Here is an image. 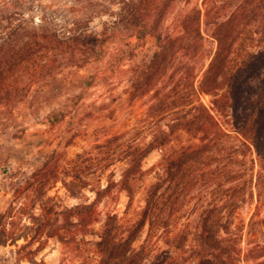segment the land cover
Listing matches in <instances>:
<instances>
[{
    "label": "trees",
    "instance_id": "obj_1",
    "mask_svg": "<svg viewBox=\"0 0 264 264\" xmlns=\"http://www.w3.org/2000/svg\"><path fill=\"white\" fill-rule=\"evenodd\" d=\"M191 1L120 0L111 23L131 29L136 41L152 36L155 44L131 68L124 91L128 102L149 97V136L125 130L73 158L49 153L0 212V245L21 239L18 250H28L32 264H45L32 254L50 237L90 243L95 264H264V239L252 235L260 225L264 237V215L246 224L245 249V224L236 220L247 202L255 201L256 212L264 203V0H200L165 24L176 2ZM25 34L23 41L16 27L0 36V92H9L18 71L42 65L41 34ZM94 35L76 28L59 45L88 53ZM156 148L159 159L142 169ZM149 170L153 180L131 212ZM57 183L62 193L49 194ZM119 191L128 197L123 214L101 215L98 203Z\"/></svg>",
    "mask_w": 264,
    "mask_h": 264
},
{
    "label": "rangeland",
    "instance_id": "obj_2",
    "mask_svg": "<svg viewBox=\"0 0 264 264\" xmlns=\"http://www.w3.org/2000/svg\"><path fill=\"white\" fill-rule=\"evenodd\" d=\"M119 3L120 0H0V36L17 27L24 34L23 41L25 33L34 32L41 34L42 44V49L37 51L42 55V65L18 71L9 92H0V212L11 201L14 186L41 166L52 151L63 152L66 159L73 158L77 152L101 142L107 134L125 130L131 136L148 138L144 119L149 97L128 102L124 91L131 68L146 60L155 44L152 36L136 41L131 29L111 23ZM199 3L200 0H192L187 5L176 2L165 24L171 22L179 10ZM76 28L96 34L92 36V51L82 54L75 47L59 45V40ZM212 47L213 43L206 40L205 48ZM226 118L223 116L220 120L227 127L223 122ZM160 154L157 148L150 151L141 162L142 169L150 168ZM247 158L249 160V156ZM120 168L118 163L113 165L115 178ZM155 170H149L141 187L138 186L131 212L143 203V187L153 180ZM62 191L57 183L49 194ZM85 194L92 198L91 192ZM127 200L126 193L119 191L113 198L101 200L97 210L101 215L108 211L122 215ZM76 201L66 199L67 203ZM255 212L252 200L242 206L236 217L245 224L241 239L243 249L248 246L249 238L246 224L250 218L264 215V203ZM188 216L195 220L196 213ZM98 226L99 222L95 227ZM256 228L252 235L257 240L264 239L259 232L260 225ZM85 239L95 237L87 235ZM22 242L19 239L16 244L8 241L0 245V264H32L27 260L31 255L28 250H18ZM35 246L37 243L31 248ZM33 255L36 261L43 260L45 264H95L90 243L63 244L54 237L47 238L43 248Z\"/></svg>",
    "mask_w": 264,
    "mask_h": 264
}]
</instances>
